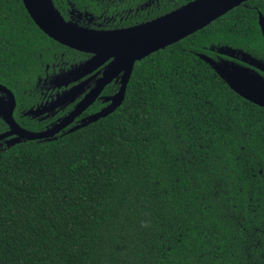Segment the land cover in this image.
I'll use <instances>...</instances> for the list:
<instances>
[{
  "label": "trees",
  "instance_id": "obj_1",
  "mask_svg": "<svg viewBox=\"0 0 264 264\" xmlns=\"http://www.w3.org/2000/svg\"><path fill=\"white\" fill-rule=\"evenodd\" d=\"M252 19L236 6L136 61L105 117L0 147V264H264V107L199 56L264 61ZM59 47L0 0L7 84L26 89Z\"/></svg>",
  "mask_w": 264,
  "mask_h": 264
},
{
  "label": "water",
  "instance_id": "obj_2",
  "mask_svg": "<svg viewBox=\"0 0 264 264\" xmlns=\"http://www.w3.org/2000/svg\"><path fill=\"white\" fill-rule=\"evenodd\" d=\"M33 22L47 36L74 49L92 53L93 55L69 70V74L77 73L74 80L81 77L105 60L112 57L96 84L84 95L76 106L48 130L34 132L20 128L11 118L10 130L0 134V140L15 135L7 140V145L24 139H41L52 136L67 126L80 112L87 108L100 94L104 86L121 73L119 89L106 96L108 104L100 110L89 114L87 118L71 127L67 132L94 122L113 112L123 101L126 85L136 61L148 54L162 49L173 42L208 25L228 10L245 0H195L164 16L138 24L130 29L116 31L91 30L66 21L55 7L52 0H21ZM261 34L264 37V17L259 16ZM216 51L228 58L214 60L206 54H199L217 74L241 97L264 107V63L229 46H219ZM83 84H78L63 92L62 98L69 94L73 99L80 93ZM62 96V97H61Z\"/></svg>",
  "mask_w": 264,
  "mask_h": 264
},
{
  "label": "flooded vegetation",
  "instance_id": "obj_3",
  "mask_svg": "<svg viewBox=\"0 0 264 264\" xmlns=\"http://www.w3.org/2000/svg\"><path fill=\"white\" fill-rule=\"evenodd\" d=\"M52 1L54 2V0ZM57 1L58 7L56 6V8L66 21L91 30L116 31L130 29L138 24L164 16L195 0H89L90 3H85L83 6H76L73 0ZM237 6H242L248 11V14L252 15L251 26L261 32L259 16L264 17V0H245ZM59 44V51L53 52L50 60L43 63V71L34 75L33 79L28 82L26 89H23L22 84L19 83L17 86L20 87L13 84L10 86L7 84L6 78L3 75L0 76V134L10 130V122L8 121L10 118L20 128L28 131L39 132L50 129L72 111L96 84L106 65L112 60L111 57L87 74L71 80L77 76V73L69 74V70L89 59L93 54ZM210 49L215 51V55L207 56L214 60L228 58L217 53L216 48L211 47ZM262 62L264 63V61ZM259 73L264 76V72L259 71ZM120 78L121 73L107 83L95 100L74 117L67 126L52 136L41 139L45 141L63 134L71 127L79 124L82 119L87 118L89 114L107 105L108 101L105 100V97L112 95L119 89ZM78 84L83 85L80 93L73 99L69 98V94L59 98L63 92ZM14 136L13 134L2 138L0 147L7 146V140Z\"/></svg>",
  "mask_w": 264,
  "mask_h": 264
}]
</instances>
